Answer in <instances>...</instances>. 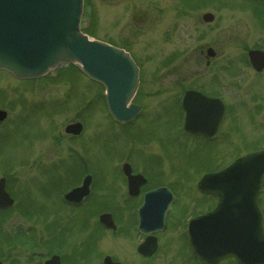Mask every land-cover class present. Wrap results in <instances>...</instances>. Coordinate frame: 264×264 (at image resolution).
<instances>
[{
  "label": "rangeland",
  "instance_id": "obj_1",
  "mask_svg": "<svg viewBox=\"0 0 264 264\" xmlns=\"http://www.w3.org/2000/svg\"><path fill=\"white\" fill-rule=\"evenodd\" d=\"M205 13L212 14L210 22L202 19ZM80 25L136 61L139 85L132 102L140 111L128 124H117L107 112L103 87L72 64L34 80L0 71V109L6 111L0 178L14 197L12 207L0 210V249L19 264H29L31 250L43 249L48 237L61 248L66 240L67 248L90 249V220L99 213L133 220L137 204L124 199L123 162L152 177L151 186L173 190L165 219L188 220L207 208L208 198L196 189L201 175L264 149V70L254 71L246 57L248 49L264 50L263 0H83ZM207 48L213 57L206 56ZM189 89L225 106L210 139L183 130L181 97ZM74 121L83 126L78 136L64 132ZM89 173L91 197L68 211L58 194ZM258 194L264 214V176ZM62 218L82 225L67 238ZM104 239L116 256L129 249ZM181 246L175 238L170 256L158 254L145 264H185Z\"/></svg>",
  "mask_w": 264,
  "mask_h": 264
},
{
  "label": "water",
  "instance_id": "obj_2",
  "mask_svg": "<svg viewBox=\"0 0 264 264\" xmlns=\"http://www.w3.org/2000/svg\"><path fill=\"white\" fill-rule=\"evenodd\" d=\"M82 0H0V70L20 80L36 79L58 66L75 64L90 80L99 83L108 114L117 123H128L140 108L131 102L138 86V68L123 49L92 40L80 31ZM205 22L212 14L202 16ZM212 48L206 50L213 57ZM255 71L264 69V51L247 52ZM183 129L211 137L217 130L224 106L219 99L209 98L194 90L182 98ZM6 113L0 110V121ZM80 122L65 126L64 132L78 135ZM127 177L128 192L134 195L145 181L132 175L128 163L122 165ZM264 175V149L238 157L220 171L202 175L197 182L200 193L217 198L212 211L192 218L187 233L194 254L206 263L224 256H233L237 264H264V232L257 196ZM90 176L81 186L64 195L66 201L78 203L87 194ZM0 179V208L12 204ZM172 194L166 188L147 192L138 209V220H164ZM100 220H112L110 214ZM211 225L210 238L206 227ZM210 242V245H209Z\"/></svg>",
  "mask_w": 264,
  "mask_h": 264
},
{
  "label": "flooded vegetation",
  "instance_id": "obj_3",
  "mask_svg": "<svg viewBox=\"0 0 264 264\" xmlns=\"http://www.w3.org/2000/svg\"><path fill=\"white\" fill-rule=\"evenodd\" d=\"M207 96V95H206ZM211 97V96H209ZM219 124V123H218ZM220 125V124H219ZM219 128V126H218ZM73 136V135H71ZM192 136V135H189ZM205 139H210L212 137H202L197 136ZM124 163V162H123ZM129 164V163H128ZM130 165V164H129ZM131 167V165H130ZM214 172V171H213ZM122 173V170H121ZM131 174L132 175H141L142 178H144V182L138 187L139 190L134 195L129 194L128 192V181L127 177L123 175V181L125 183V200L135 203L136 213L135 218L133 220H116L114 218L113 213L106 212L110 214L112 220H100L99 221V215L97 216V220H90L92 221L91 227L94 235L91 237L90 249H83V248H67L66 246V240L64 241L65 248H61L60 241L58 240L57 244L54 245L50 242L49 237L48 239H44L43 241V249H32L30 253V259L29 264H145L146 261L153 259L156 255L161 254L163 256H170V247H174V240L175 238L181 239V247L183 248V252L187 254V259L185 260V264H210L206 263L204 261H201L193 252L192 247L189 243V237L187 234V223L189 220H167V213L164 218V220H137V210L141 206L144 200V196L147 192L158 189V188H166L168 189L172 194V202L175 199L174 192L169 186L167 185H153L151 186L148 184L151 178H148L146 175H144L141 172H136L131 167ZM85 176H90V185L88 187V194L78 203L66 201L64 199V195L72 188L78 187L81 185L83 178ZM80 181V183L72 186L68 191L61 192L58 194V198L60 199V202L67 208V210H77L82 206V204L92 195V175L86 174ZM6 186V181H5ZM6 189V187H5ZM6 192H8L6 190ZM8 196H10V193L8 192ZM200 194V193H199ZM203 196L204 198H208V203H206L207 208L202 211V213H198L192 216V218L196 216H202L203 214L209 213L215 206L217 198L215 196H210V194H200V196ZM12 199V204L10 206H7L5 208H1L0 210H7L8 208L12 207L14 204V197L10 196ZM212 201V204L210 203ZM259 204V201H258ZM260 206V205H259ZM261 208V207H260ZM262 214L263 210L261 209ZM190 219V218H189ZM48 223L51 220H45ZM62 231L63 233L66 232L65 237H70L72 235L71 232L75 231L79 224H74L73 226H70L69 222H77V220H64L62 218ZM82 221V220H78ZM88 220H86V223ZM47 223V224H48ZM0 225H2L0 220ZM50 227V224H48ZM2 227V226H0ZM3 228V227H2ZM206 238H210L212 227L209 224L208 227H206ZM262 228L264 230V214L262 219ZM49 229V228H48ZM51 229V227H50ZM81 229V227H80ZM53 230H56V228L53 227ZM73 230V231H72ZM49 232H46V235H48ZM175 236V238H173ZM110 240L114 241L115 239L118 241H122L125 243L129 249L128 250H120L121 253L118 254L119 256H116L114 252H112L111 248H109L107 242H103ZM104 239L102 242L101 240ZM52 241V240H51ZM0 242H2L0 240ZM100 243V244H99ZM210 245V242H209ZM55 246V247H54ZM178 247V246H177ZM175 250L176 247L174 248ZM6 252L3 249H0V264H19V260L16 259H8L6 257ZM90 256L91 259L89 260L88 257ZM35 257H38V260H35ZM88 261V262H87ZM189 261V262H188ZM212 264H237L235 257L233 256H224L220 259H217Z\"/></svg>",
  "mask_w": 264,
  "mask_h": 264
}]
</instances>
